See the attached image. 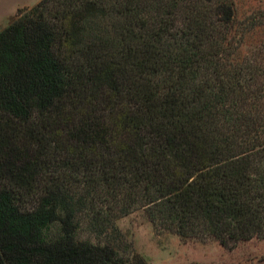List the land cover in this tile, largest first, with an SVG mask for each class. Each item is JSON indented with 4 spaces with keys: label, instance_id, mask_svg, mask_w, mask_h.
<instances>
[{
    "label": "trees",
    "instance_id": "trees-1",
    "mask_svg": "<svg viewBox=\"0 0 264 264\" xmlns=\"http://www.w3.org/2000/svg\"><path fill=\"white\" fill-rule=\"evenodd\" d=\"M264 239V2L40 0L0 30V264H128Z\"/></svg>",
    "mask_w": 264,
    "mask_h": 264
},
{
    "label": "rangeland",
    "instance_id": "rangeland-1",
    "mask_svg": "<svg viewBox=\"0 0 264 264\" xmlns=\"http://www.w3.org/2000/svg\"><path fill=\"white\" fill-rule=\"evenodd\" d=\"M39 1L0 0V30L17 17L19 9ZM115 224L103 233L128 256V264H264V239L239 243L233 249L211 241L183 242L176 234L156 228L144 211L121 217Z\"/></svg>",
    "mask_w": 264,
    "mask_h": 264
}]
</instances>
